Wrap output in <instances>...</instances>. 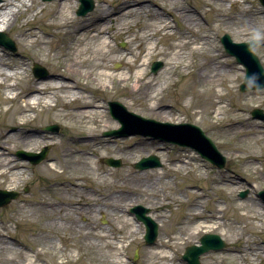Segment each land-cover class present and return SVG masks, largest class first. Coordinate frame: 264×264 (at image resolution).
<instances>
[{"label": "rangeland", "instance_id": "1", "mask_svg": "<svg viewBox=\"0 0 264 264\" xmlns=\"http://www.w3.org/2000/svg\"><path fill=\"white\" fill-rule=\"evenodd\" d=\"M54 1L56 0L43 2ZM146 1L156 5L152 8L161 18H163L162 16L169 18L171 25L175 26L171 31L175 38L182 36L183 33L191 35L193 33L191 29H187L183 21L176 18L174 11L181 9L196 11L203 17L204 20L200 21L201 25L197 26L198 36L212 39L211 48L208 51L212 56L217 57L219 64L212 72L210 79L212 83L196 85L195 90L198 92H203L205 89L218 90V95L212 99V102H216V107L204 111L202 105L204 94L196 93L190 99L176 100L174 95L183 86L184 78H186L181 74L174 76V84L165 88V93L169 94V97L162 101L164 115L160 117L146 113L151 102L127 100L120 96V91L116 88L111 89L107 94L91 92L90 96L95 97L98 101L104 100L103 104L108 110L110 109L108 103L117 102L127 112L144 119L161 123L192 124L199 127L214 143L221 155L226 158L225 168L212 167L187 148H180L150 136H144L136 130L137 125L126 130L125 135L123 133H119V136L115 135V143L112 146H107L104 142L107 134L99 132L98 139L93 143L94 149L103 152L109 147L112 154L110 157L106 155L101 158L94 151L93 155L99 158H96L98 166L93 169L99 172L110 169L103 162L108 158L120 161V167H113L112 173L100 181L30 180L13 182L12 186L0 182V190L18 193L15 200L0 207V227L6 230L7 244L10 243L9 248H4V253L0 254L1 260L11 259L10 264H149L150 253L155 247L158 236L168 234L167 229L171 228L173 232L165 239V241H169L166 242V245L169 246L170 239L175 237L174 233L177 230L180 235L188 234L180 230V225L183 226L187 221H191L192 217L189 216L191 211L195 206H201L204 216L210 213L215 217L218 212H221V218L224 221L220 224L221 228L205 234L220 236L226 246L220 251H209L202 255L200 264H264V235L246 238L241 236L238 243L231 242L234 236L238 235L235 224L238 222L237 208H249L253 207V204L260 203L258 193L264 190V122L253 119L250 115L254 109L264 112V89L246 93L240 91L239 87L245 77L244 68L225 52L220 43V38L223 35H228L234 43H247L258 39L259 47L253 52L264 69V6L260 4L259 0H246L247 5L241 3V5L230 6V4L224 3L219 8L222 9L221 13L215 12L216 16H224L221 18L209 16L211 14L209 9L201 6L196 0H179V3L174 5L163 0ZM71 2L77 3V6L71 9V15L86 18L99 1L93 0L92 10L84 15L76 14L80 4L79 0ZM109 3L101 4L109 10H112L113 6L115 9V3L111 1ZM215 7L219 6L215 5ZM170 18H173L174 23ZM141 21L146 28H150L156 23L152 20V15L142 17ZM133 30L139 31L136 27ZM237 33L246 35H237ZM4 34L14 44V51L8 50L16 54L18 46L11 37L12 32ZM175 38L168 36L163 38L160 46L162 51L169 45L177 43ZM60 42H62L61 39L58 40V43ZM110 44L113 49L122 51L126 48V39L113 37ZM180 52L187 56L188 63L191 59L189 65L191 72L196 70L197 64L203 62L202 57L188 56V48L181 49ZM58 62H60L58 55L54 54L49 63H36L44 69V77L34 76L32 69L35 62L29 64L27 72L36 79H45L53 72V66ZM154 62L161 63V67L156 72L151 70V65ZM163 67V57L152 59L147 67L148 76L152 78L161 73ZM111 68L113 72H126L121 63L112 64ZM217 79L218 82L214 84L213 82ZM13 106L14 104L11 102L1 106L0 134L2 135L5 132L18 134L22 130L18 123L25 119L18 117V114L15 113L17 117L13 122L8 114H3L4 110ZM56 109L55 113L37 111L31 114L34 118L30 119V123L26 127L46 130L47 127L56 126L58 130L53 132L62 136L64 129L60 120L51 121L50 119L51 117L62 119L65 110L62 107ZM111 117L119 123L114 116L111 115ZM117 127L110 131H117L122 126L119 123ZM76 137L83 140L82 138L85 136L80 133ZM10 144L14 147V150L11 151L12 157L19 158L16 156V152L21 150L19 148L21 141L16 138L11 140ZM65 146L73 148L69 140ZM47 147L48 153L44 159L53 155V147L39 144V149L36 151L40 152ZM150 155L159 159L163 165L161 169L138 171L133 167L141 158ZM37 164L29 165L28 169L32 170ZM224 181L231 182L233 185ZM73 185H78L80 189H75ZM191 192H195V195H191ZM243 192H247V195L245 198H240L239 195ZM106 197L112 200L110 204L112 210L108 208L106 211L97 212L88 209V204L106 205L102 202ZM135 206L146 208L147 216L158 225V235L153 245L145 244L143 240L144 225L137 224L133 216L129 214V210ZM48 211H51L52 215H49ZM175 222L180 225L175 226ZM77 225L81 227L78 231ZM231 225L233 228L228 229ZM223 230L225 236L224 233L222 234ZM41 232L50 233L54 239L47 244L31 245L22 238L25 234ZM103 234L108 239L102 238ZM202 235H204L203 232L187 238L176 248H173L170 251L172 260L167 264H187L182 260L186 247L198 245ZM112 238L120 239L122 242L116 246ZM118 246L120 247L119 251L116 249ZM252 250H262L259 251L261 255H255ZM120 252L119 258L115 260L116 255ZM39 253L44 255L37 258V260L40 259L39 263H35L33 255L38 256ZM135 254L137 257L134 259ZM165 262L164 259L163 263ZM160 263L158 259L152 260V264Z\"/></svg>", "mask_w": 264, "mask_h": 264}, {"label": "bare ground", "instance_id": "2", "mask_svg": "<svg viewBox=\"0 0 264 264\" xmlns=\"http://www.w3.org/2000/svg\"><path fill=\"white\" fill-rule=\"evenodd\" d=\"M71 1L56 0L46 3L41 0H0V33L12 32L11 37L18 46V52L13 54L8 48L0 45V113L1 106L11 102L14 106L4 110L3 114H8L13 122L17 116L25 119L18 123L22 127L18 134L10 132L0 134V182L8 186H12L13 182L30 180L100 181L112 173L113 166H108L110 169L103 172L93 169L98 166L96 158L106 155L110 157L112 154L109 147L103 152L97 151L93 143L98 139L99 132L107 133L117 129L119 123L111 117L109 110L103 104L104 100L98 101L95 97L92 98L91 92L107 94L111 89L116 88L120 91L122 98L151 102L146 113L160 117L164 115L162 101L169 97V94L165 93V88L174 84V76L181 74L186 78H184L183 86L174 95L176 100H187L198 93V95L204 94L202 103L204 111L217 105L216 102H212V99L218 95V90L205 89L203 92L195 90L196 85L212 83L210 81L212 72L219 64L217 57L212 56L208 51L211 48L212 39L198 36L197 26H200V21L204 20L198 12L184 9L174 11L176 18L183 21L187 29H191L193 33V35L183 33L182 36L175 38L174 33L171 32L175 26L171 25L169 18L164 16L161 18L152 8L156 5L149 4L146 0H98L99 2L86 18L71 15V9L77 6L76 2ZM109 1L115 3V9L113 6V9L109 10L101 4L104 2L110 4ZM163 1L171 5L179 3V0ZM196 1L209 9L211 13L209 16L221 18L224 16H216L215 12L221 13L222 9L219 8L222 4L228 3L232 6L248 3L246 0ZM79 3L77 11L81 5L80 0ZM243 13L246 14V12ZM147 15H152V20L156 21L150 28H146L141 21L142 17ZM170 19L174 23L173 18ZM135 27L139 29L138 32L133 30ZM239 34L246 35L237 33ZM166 36L175 38L177 43L169 45L162 51L161 41ZM113 37L126 39V48L122 51L113 49L110 44ZM59 39L62 42L58 43ZM184 48H188V56L197 55L203 58V62L196 65L195 71H190L191 59L188 63L187 56L180 52ZM54 54L58 55L60 62L53 66V72L45 79H36L27 72L29 64L49 63ZM157 57H163L164 67L161 73L150 78L147 67L151 60ZM115 63H121L126 72H113L111 65ZM216 82L218 79L213 83ZM58 107L65 110L63 118L51 117L50 120H60L64 129L62 136L52 131L26 127L33 117L31 114L37 111L55 113ZM15 113L18 115L15 116ZM137 129L143 132L144 136L169 142L164 139V133L161 136V132L153 127L146 128L144 125H139ZM80 133L84 134L85 139L76 137ZM16 138L21 141L19 148L24 152L36 153L39 144H43L53 147V155L41 160L32 170L28 169V166L32 164L30 161L13 158L11 155L14 147L10 142ZM114 138L115 135L107 134L104 142L107 146H112L115 143ZM68 140L71 141L73 148L65 146ZM174 146L178 145L174 143ZM180 148H187L197 154L189 147L181 146ZM94 151L99 157L93 155ZM159 166L161 169L163 165L160 163ZM73 187L80 189L78 185ZM193 194L195 195V192H191V195ZM48 212L52 215L51 211ZM189 216L192 217L193 222L189 220L183 226L178 222L174 223L175 226L180 225V230L188 234L180 235L177 230L174 233L175 237L170 239L169 246L166 245L169 241L165 239L173 232L171 228L167 229L168 234L158 236L155 247L150 253L149 264L156 259L161 262L160 264H167L172 260L170 251L180 245L183 240L202 232L204 234L213 232L221 228L220 224L224 223L221 212H218L215 217L210 213L204 216L201 206H195ZM236 218L238 235L231 240L233 244L238 243L241 236L246 238L264 235L262 201L253 204V207H238ZM232 226L228 229L233 228ZM80 229V225H77V231ZM5 232L6 230L0 227V254H3L4 248H9L10 245V243L7 244L8 236ZM222 234L225 236L224 230ZM22 238L31 245L47 244L54 239L48 232L25 234ZM102 238L108 239L104 234ZM112 240L116 246L122 242L120 239L112 238ZM120 247L116 249L119 251ZM252 251L255 255H259V251L262 250ZM237 253L242 256L239 251ZM120 254L121 252L116 255L115 260ZM37 255H33L36 259H34L35 263H39L40 259L37 260V258L44 254ZM164 259L165 263H163ZM0 261V264L11 263L9 262L11 259H0Z\"/></svg>", "mask_w": 264, "mask_h": 264}, {"label": "water", "instance_id": "3", "mask_svg": "<svg viewBox=\"0 0 264 264\" xmlns=\"http://www.w3.org/2000/svg\"><path fill=\"white\" fill-rule=\"evenodd\" d=\"M51 1V0H42ZM81 5L76 12L77 15H84L92 10L94 4L92 0H80ZM264 6V0H259ZM225 52L235 58L236 63L242 65L245 68V77L241 83L239 89L241 92L246 93L252 90L264 89V69L262 68L257 56L253 53V50L259 47V40L254 39L247 43H233L228 35H223L220 38ZM0 44L14 51V45L6 39L3 34L0 33ZM160 63H153L152 72H156L160 68ZM33 74L36 77L44 76L43 69L34 65ZM112 115L118 119L123 128L128 127V120H132L136 123H143L149 128L153 127L158 132L165 134L164 139L171 143H175L178 146L189 147L193 149L197 154L210 164L214 165L218 169L224 168L226 164V158L221 155L217 150L214 143L203 133V131L192 124H170V123H158L153 120L143 119L133 113L127 112L125 108L117 102L109 103ZM251 116L254 119H260L264 121V114L262 110L254 109L251 111ZM53 130L54 128H49ZM120 131H113L107 134H119ZM47 150H43L39 154L26 153L18 151L16 154L20 158L28 159L32 163L41 161L46 156ZM108 165L120 166V162L117 160L107 159L104 161ZM159 161L155 156L148 158H142L139 162L134 164V168L142 171L144 169L159 167ZM246 193H242L240 197H245ZM258 196L264 202V191L258 193ZM17 197L16 192H8L0 190V207L7 205L11 200ZM143 212V211H142ZM146 226L144 241L147 245H152L158 235V225L150 218L144 217L143 213L139 217ZM199 245H191L185 249L182 259L188 264H200L199 257L210 250L219 251L225 247L222 239L215 234L204 235L200 238Z\"/></svg>", "mask_w": 264, "mask_h": 264}, {"label": "flooded vegetation", "instance_id": "4", "mask_svg": "<svg viewBox=\"0 0 264 264\" xmlns=\"http://www.w3.org/2000/svg\"><path fill=\"white\" fill-rule=\"evenodd\" d=\"M105 200H103L102 202L105 203L106 205H97L95 206L94 204H88V209H91V210H95L97 212H100V211H106V209L110 208L112 210V206L110 205L112 203V200L108 199V197L104 198ZM131 210V209H130ZM130 210H129V214L134 216L132 213H130ZM104 222V220H103ZM105 223V222H104Z\"/></svg>", "mask_w": 264, "mask_h": 264}]
</instances>
